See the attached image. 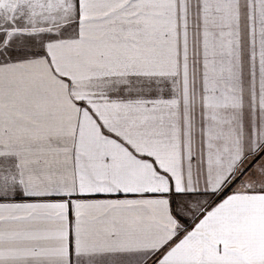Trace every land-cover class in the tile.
Listing matches in <instances>:
<instances>
[{"label": "snow or ice", "instance_id": "snow-or-ice-1", "mask_svg": "<svg viewBox=\"0 0 264 264\" xmlns=\"http://www.w3.org/2000/svg\"><path fill=\"white\" fill-rule=\"evenodd\" d=\"M0 264H264V0H0Z\"/></svg>", "mask_w": 264, "mask_h": 264}]
</instances>
